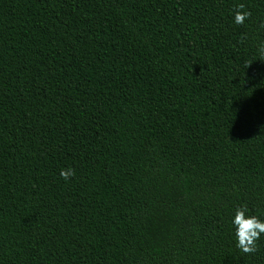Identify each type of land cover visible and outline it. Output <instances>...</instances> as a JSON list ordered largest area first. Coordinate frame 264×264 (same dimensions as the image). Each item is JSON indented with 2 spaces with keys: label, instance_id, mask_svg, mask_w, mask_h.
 <instances>
[{
  "label": "trees",
  "instance_id": "16d2710c",
  "mask_svg": "<svg viewBox=\"0 0 264 264\" xmlns=\"http://www.w3.org/2000/svg\"><path fill=\"white\" fill-rule=\"evenodd\" d=\"M261 48L264 0H0V264H264Z\"/></svg>",
  "mask_w": 264,
  "mask_h": 264
},
{
  "label": "clouds",
  "instance_id": "9594fccd",
  "mask_svg": "<svg viewBox=\"0 0 264 264\" xmlns=\"http://www.w3.org/2000/svg\"><path fill=\"white\" fill-rule=\"evenodd\" d=\"M245 6L240 4L234 15V22L238 25L244 24L246 19L251 16L249 11H244ZM261 55L264 56V48H261ZM250 66V65H249ZM248 66V67H249ZM60 175L68 180L75 175L74 169H62ZM247 205H242L237 209L233 224L236 226L237 247L244 253L252 254L257 251V241L264 233V221H261L257 216L247 215Z\"/></svg>",
  "mask_w": 264,
  "mask_h": 264
}]
</instances>
